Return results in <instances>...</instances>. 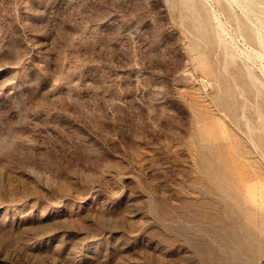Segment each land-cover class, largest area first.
Wrapping results in <instances>:
<instances>
[{"label": "rangeland", "instance_id": "obj_1", "mask_svg": "<svg viewBox=\"0 0 264 264\" xmlns=\"http://www.w3.org/2000/svg\"><path fill=\"white\" fill-rule=\"evenodd\" d=\"M252 209L264 0H0V264H211Z\"/></svg>", "mask_w": 264, "mask_h": 264}, {"label": "crops", "instance_id": "obj_2", "mask_svg": "<svg viewBox=\"0 0 264 264\" xmlns=\"http://www.w3.org/2000/svg\"><path fill=\"white\" fill-rule=\"evenodd\" d=\"M252 215L249 216V219H251V223L254 224L255 226L252 227L253 230L254 228H257L258 231L263 232L264 231V215H255L254 210H251ZM243 218V217H242ZM248 218V216H247ZM243 230V228H242ZM244 231V230H243ZM246 231V230H245ZM260 233H255L254 231H251V234L257 235V243L253 245L247 244V242H242L240 247H237L235 251V255L231 256L232 254H229V252H232L227 249V253L231 257H226V259H223L218 255L219 254H224L221 252V248H210V261L211 264H264V234ZM246 237H242V239H245ZM206 254V252L204 253ZM234 254V253H233ZM218 257V258H217ZM204 264L206 263L207 257L204 256Z\"/></svg>", "mask_w": 264, "mask_h": 264}, {"label": "built area", "instance_id": "obj_3", "mask_svg": "<svg viewBox=\"0 0 264 264\" xmlns=\"http://www.w3.org/2000/svg\"><path fill=\"white\" fill-rule=\"evenodd\" d=\"M201 84L203 85V86H210V83L207 81V80H201Z\"/></svg>", "mask_w": 264, "mask_h": 264}, {"label": "bare ground", "instance_id": "obj_4", "mask_svg": "<svg viewBox=\"0 0 264 264\" xmlns=\"http://www.w3.org/2000/svg\"><path fill=\"white\" fill-rule=\"evenodd\" d=\"M217 18V17H216ZM218 19V18H217Z\"/></svg>", "mask_w": 264, "mask_h": 264}]
</instances>
